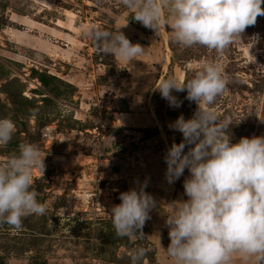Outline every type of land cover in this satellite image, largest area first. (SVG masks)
I'll return each mask as SVG.
<instances>
[{
    "label": "rangeland",
    "instance_id": "rangeland-1",
    "mask_svg": "<svg viewBox=\"0 0 264 264\" xmlns=\"http://www.w3.org/2000/svg\"><path fill=\"white\" fill-rule=\"evenodd\" d=\"M120 24L156 34L159 45L167 42L165 72L180 85L204 63L220 64L228 83L212 110L221 121L230 118L233 143L264 136V15L221 54L182 46L160 28L143 26L122 0H0V117L15 123L11 141L0 146V164L19 155L20 144L37 145L45 169L33 170L32 187L47 209L23 217L20 229L0 224V264H132L139 247L147 253L138 264H175L166 252V221L174 213L171 203L188 199L190 172L169 183L165 156L184 139L174 122L192 118L199 106L186 89H173L179 106H170L159 85L136 100L138 80L84 35L83 26L117 31ZM145 184L156 205L143 233L118 237L112 207L121 193ZM169 184L172 192L164 195ZM233 264L259 262L237 253Z\"/></svg>",
    "mask_w": 264,
    "mask_h": 264
},
{
    "label": "clouds",
    "instance_id": "clouds-1",
    "mask_svg": "<svg viewBox=\"0 0 264 264\" xmlns=\"http://www.w3.org/2000/svg\"><path fill=\"white\" fill-rule=\"evenodd\" d=\"M134 19L158 31L167 23L175 41L182 46L202 45L223 53L235 37L264 15V0H122ZM164 9L168 10L165 20ZM84 35L104 54L131 62L142 56L145 47L132 43L124 32L108 31L96 25L83 26ZM220 64L206 62L186 84L165 79L157 88L170 106L178 107L176 91L187 90V98L198 104L192 118L180 116L172 127L183 141L168 149L166 177L169 183L184 181L188 199L173 204L167 218L170 244L166 249L175 264H233L239 253L264 264V136L242 137L233 143L227 134L230 118L223 121L212 110L216 98L227 87ZM209 107H204L203 105ZM15 131L10 117H0V146L8 144ZM191 145L185 152L186 146ZM45 158L33 143L19 145V155L0 164V224L22 227L26 215H44V203L33 189V170L45 169ZM133 188L120 194L121 203L111 209L118 237L134 238L155 207L154 198ZM137 230H140L137 234ZM147 250L133 251L132 264H138Z\"/></svg>",
    "mask_w": 264,
    "mask_h": 264
},
{
    "label": "crops",
    "instance_id": "crops-1",
    "mask_svg": "<svg viewBox=\"0 0 264 264\" xmlns=\"http://www.w3.org/2000/svg\"><path fill=\"white\" fill-rule=\"evenodd\" d=\"M164 12L168 19V10H164ZM162 26L163 25L160 26L159 32L162 31L166 35L168 34L174 36V33L171 31V28L170 26H168L167 23L166 25H164V27ZM118 30L124 32L125 35H131V36L138 35L142 37L144 41H146L145 44H141L142 46L145 47V51L142 56L137 57L131 62L122 60L117 57L118 61L128 69L130 75L132 76L131 79L133 81L138 80V82L141 84V89H137V85H134L137 92L136 100L137 99L139 100L140 98L144 97V95L146 96L147 93L150 92V90L158 87V85L160 86V84L165 79H168V76L165 71L168 69L171 60L167 52L168 51V48L166 47L167 42L162 40L161 44L159 45V42L157 40L158 37L155 36L156 34L141 33L139 29L133 27L131 24L129 25L120 24ZM174 113L175 112H172L173 115ZM150 120L154 126L155 125L160 126V124L156 123L157 122L156 118H152ZM163 192L164 195L166 193L172 192L170 189V184L168 189L163 188ZM175 202L176 200H174L171 204L173 205Z\"/></svg>",
    "mask_w": 264,
    "mask_h": 264
}]
</instances>
